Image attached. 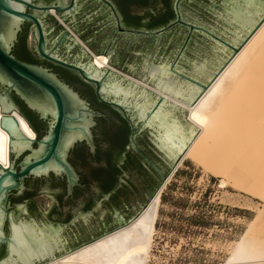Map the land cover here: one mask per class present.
Masks as SVG:
<instances>
[{
    "label": "flooded vegetation",
    "instance_id": "flooded-vegetation-1",
    "mask_svg": "<svg viewBox=\"0 0 264 264\" xmlns=\"http://www.w3.org/2000/svg\"><path fill=\"white\" fill-rule=\"evenodd\" d=\"M33 4L47 8H27L26 11L41 21L48 51L53 50L68 63L85 67L96 66L93 62L95 54L108 56V66L102 68L103 72H109L104 80L117 79L123 85L133 84L129 77L151 82L145 71L148 64H166L191 76L195 65L202 62H193L194 67L181 62L183 48L191 40H206L207 37L215 39L222 48L227 41L225 35L230 33L232 36L234 28L223 16L226 12L224 0H33ZM56 6L63 7V10H55ZM179 39H182V49H178L176 56L170 60L169 55H163L161 62L154 60L165 42L172 50ZM38 40L35 23L25 21L12 53L23 61L42 65L55 73L101 115L94 117L92 127L94 152L85 141L77 142L69 151L68 160L78 174L79 183L73 187L72 193L68 194L67 178L63 174L28 176L24 180L26 196L33 195L40 184L45 183L41 188L55 184L48 193L56 197L61 214L48 216L41 210L39 219L24 212L18 214V209L13 211L17 218L25 216L39 224L44 221L60 224L65 248L66 240H70L67 232H75V245L68 247L72 249L125 224L136 215L163 181L154 166L168 175L171 162L152 143L148 128L137 131L135 142L138 149L133 146L130 136L137 128L133 129L118 108L101 102L95 86L77 71L41 56ZM141 53L144 55L136 68V59ZM13 99L16 103L19 100L16 96ZM27 121L37 137L46 132V120L32 118L36 129L29 119ZM31 180L33 184L29 182ZM28 204L32 213L33 203ZM77 213L89 216L87 220H74Z\"/></svg>",
    "mask_w": 264,
    "mask_h": 264
},
{
    "label": "water",
    "instance_id": "water-1",
    "mask_svg": "<svg viewBox=\"0 0 264 264\" xmlns=\"http://www.w3.org/2000/svg\"><path fill=\"white\" fill-rule=\"evenodd\" d=\"M27 8L47 9L37 7L33 4V0H0V73L5 74L4 79H0V108L3 114L0 125L1 128L8 132L9 144V166L7 168L0 166V171L11 176L14 180V186L7 190V199L4 203L7 205L8 211L15 217L14 221L5 219L3 224H0V231L3 232V236L0 237V248L2 245H5L6 248V254L0 258V261H4L5 264H7L9 260L15 261L17 259V257L11 255L9 251L13 243L10 240V236L13 233L11 224L13 222L18 224L21 220L26 221L29 219L25 216L17 218L13 210L18 209V214L24 212L26 214H31L34 218L38 217L39 219H41V210L48 216L61 214V208L56 197L50 192L48 193L49 188L56 185L51 184L49 188H41L45 186V183L40 184L33 195L26 196L24 193L26 190L24 183L25 178L28 176H48L50 173L57 176L63 174L67 178L68 194L72 193L73 187L79 183L78 174L68 160L69 151L77 142L85 141L89 145L91 151L94 152L95 144L92 127L95 124L94 117L101 115L91 109L87 101L68 84L63 82L55 73L42 65L23 61L12 53L23 22L31 21L35 23L39 35L37 47L41 56L59 65L77 71L85 81L95 86L96 96L101 102L118 108L131 123L133 129L137 128L130 136V142L133 146L137 148L135 142L137 131L143 127L150 129L149 134L152 137V143L156 145L159 151L171 162L170 172L168 175H165L147 159L163 178L160 186L173 170L174 173L177 171L176 167L181 159V155L187 149L198 130L187 118L189 114L188 110L140 84L132 81L133 84L127 83L123 85L122 82L117 79L108 78L104 80L109 72H103V67L99 68L97 65V67L94 65L85 67L83 65L68 63L57 54H54L53 50L48 51L45 47L46 40L44 39L43 25L37 17L27 13ZM54 8L57 11L63 10L61 6H56ZM235 11H237V9H232L229 6L223 15L228 24L234 28L232 30L228 28L233 34L232 36L230 33L225 35L227 41H224V46L222 48L219 47L222 45L220 43H218V45L215 39L211 37H207L208 39L200 41L191 40L187 47L183 46L184 52L180 57L181 62L190 67H194L193 62L195 61L202 62L195 65L191 76H187L182 70H175L173 67L166 64H148L145 68L157 69V71H147L151 82H144L191 106L258 27L259 24L254 26L251 21H261L264 19V13L252 16H236L233 14ZM239 11H243V9L241 8ZM27 38L29 40V34ZM181 43L182 39H179L177 45H175L172 50H169L168 42H165L162 50L157 54L154 60L156 62H161L164 58L163 55H169L171 60L176 56L178 49H182ZM142 54L143 53L136 59V68L140 65L141 57L144 55ZM189 59L191 61H189ZM107 62L109 63V58ZM160 66H165L167 68L163 77L161 76ZM134 70L136 71L135 68ZM153 94L156 95V98L153 97ZM13 95L21 100L28 109L35 112L39 118L47 121V130L41 137H37L36 134V138L30 139L21 132L18 119L13 114L14 111L18 112L28 124L29 122L13 99ZM70 96L76 97L79 101V105L76 109H74L70 103ZM158 97L162 98V100L158 99ZM149 100L151 102L146 103ZM137 104L141 107L137 108ZM157 106L159 107L157 108ZM141 108L143 109L142 112ZM149 109L155 110V115H153V112L149 111ZM74 111H77L78 114L73 115ZM6 118H13L12 122L17 125V135H15V137L5 124ZM168 124H170L171 127H169ZM69 135L73 137L72 143L69 144L67 148H63L65 140ZM45 137H47V139H45ZM61 154L65 155L63 161L59 159ZM53 159L66 167L70 171L71 176L47 168L49 160ZM41 167L45 168L44 172L40 173L35 171ZM0 179H2V177H0ZM71 180H75V183H71ZM29 182L32 184L34 183L32 180ZM4 195V190L0 189V197ZM29 202L33 203L32 213L28 210ZM147 203L144 204L142 209ZM142 209L129 219L128 222L134 220ZM36 223L39 224L38 222ZM49 224L61 227L59 241L55 246L46 245L44 256L35 258L32 264H44L90 242L88 241L70 249L68 247L75 245L77 235L75 232H72L73 234L67 232L70 240H66L65 248V241L62 237L63 227L60 224ZM110 231L103 233L93 240Z\"/></svg>",
    "mask_w": 264,
    "mask_h": 264
},
{
    "label": "bare ground",
    "instance_id": "bare-ground-1",
    "mask_svg": "<svg viewBox=\"0 0 264 264\" xmlns=\"http://www.w3.org/2000/svg\"><path fill=\"white\" fill-rule=\"evenodd\" d=\"M107 61V56H93L99 68L107 67ZM129 78L188 110L187 118L198 128L177 169L190 159L222 176V185L231 180L235 186L264 199V23L258 25L191 106L146 82ZM13 114L21 132L36 138L21 115L16 111ZM2 116L0 108V121ZM0 160L9 166L8 132L1 125ZM173 174L174 170L134 220L44 264H147L161 194ZM263 214L264 206L233 243L224 264H264Z\"/></svg>",
    "mask_w": 264,
    "mask_h": 264
},
{
    "label": "rangeland",
    "instance_id": "rangeland-1",
    "mask_svg": "<svg viewBox=\"0 0 264 264\" xmlns=\"http://www.w3.org/2000/svg\"><path fill=\"white\" fill-rule=\"evenodd\" d=\"M185 159L161 194L147 264H224L264 199ZM264 216V214H263ZM6 254L0 248V258Z\"/></svg>",
    "mask_w": 264,
    "mask_h": 264
},
{
    "label": "snow or ice",
    "instance_id": "snow-or-ice-1",
    "mask_svg": "<svg viewBox=\"0 0 264 264\" xmlns=\"http://www.w3.org/2000/svg\"><path fill=\"white\" fill-rule=\"evenodd\" d=\"M225 8L228 9L229 6L232 9H237V11L233 12L234 15L240 16H252V15H260L264 13V0H224ZM243 9V11H239V9ZM254 26L256 24L264 23V19L261 21H251ZM145 71L155 72L157 69H148L145 68ZM161 76L163 77L164 73L167 71L165 66H160ZM3 73H0V79H4ZM147 95V93L145 92ZM158 99H161L158 97ZM151 101H147L146 103H150ZM70 103L74 109L79 105V101L76 97L70 96ZM137 108L141 106L139 104L136 105ZM159 106H157L158 108ZM143 109L141 108V112ZM149 111L153 112L155 115V110L149 109ZM78 112L74 111L73 115H77ZM13 118H6L5 124L12 131L13 136L17 135L16 127L17 125L12 122ZM166 119V117H165ZM171 127L170 124H168ZM28 136H32V133L28 131ZM47 139V137H45ZM73 137L69 135L63 148H67L69 144L72 143ZM60 161L65 159V155L61 154L59 157ZM0 166L7 168L8 165L6 162L0 160ZM47 168L54 169L58 173H64L71 176L70 171L64 167L61 163L57 162V160H49L47 164ZM40 173L45 171L44 167L36 169ZM0 189H3L5 195L0 197V224H3L5 219H9L10 221H14L15 217L8 211L7 205L4 203L6 201V193L8 188L14 186V180L11 176H8L3 171H0ZM71 183H75V180H71ZM89 214L87 213H77L74 217V220L84 219L87 220ZM11 229L13 235L10 236V240L13 242L10 246V254L17 257L15 261L9 260L7 264H32L33 260L37 257H42L45 254L46 245L55 246L59 241V234L61 232V227L54 226L49 224L47 221L42 222L41 224H37L35 220L29 218L28 220H21L18 224L13 222L11 224ZM3 236V232L0 231V237ZM0 264H5L4 261H0Z\"/></svg>",
    "mask_w": 264,
    "mask_h": 264
},
{
    "label": "trees",
    "instance_id": "trees-1",
    "mask_svg": "<svg viewBox=\"0 0 264 264\" xmlns=\"http://www.w3.org/2000/svg\"><path fill=\"white\" fill-rule=\"evenodd\" d=\"M16 101L21 109L22 114L31 121L33 127L36 129L35 124L32 121V118H37L38 115L35 112L28 109L21 100H16Z\"/></svg>",
    "mask_w": 264,
    "mask_h": 264
}]
</instances>
